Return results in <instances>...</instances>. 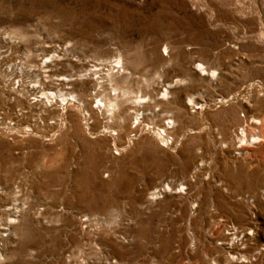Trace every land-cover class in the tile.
I'll return each instance as SVG.
<instances>
[{"label": "rangeland", "instance_id": "obj_1", "mask_svg": "<svg viewBox=\"0 0 264 264\" xmlns=\"http://www.w3.org/2000/svg\"><path fill=\"white\" fill-rule=\"evenodd\" d=\"M120 55L156 99L173 84L131 144L116 150L105 121L88 129L61 103L35 108L44 125L21 118L31 137L1 127L0 223H16L0 228V264H264V148L245 156L237 138L264 119V0H0V67L29 62L25 80L46 91L70 92L59 79ZM11 106L0 116L18 123ZM168 120L167 145L155 130Z\"/></svg>", "mask_w": 264, "mask_h": 264}, {"label": "bare ground", "instance_id": "obj_2", "mask_svg": "<svg viewBox=\"0 0 264 264\" xmlns=\"http://www.w3.org/2000/svg\"><path fill=\"white\" fill-rule=\"evenodd\" d=\"M12 38H10L9 40H13ZM183 45H184V41H177V42L169 41L168 49L170 48L172 50L178 49L180 53H183L184 50ZM57 58L60 59L61 57L57 56ZM123 58L120 55L117 59L113 61L108 60V58L107 60L105 59L99 60L100 62L99 64L93 65L89 70H85V74L80 75L79 78L77 77L78 79H74L69 76L68 78L64 77V79L62 78L59 79L61 82H66L67 84L69 83L71 84V86H73V88H71L72 91L70 92H63L62 89H58L57 91H46V89L43 87L45 86V84L43 83V80L39 79L40 78L39 75L35 77L36 80H34L33 78V80H31L30 82H27L25 79L27 78L26 73L28 71V67L30 64L29 62L27 63L24 60H21L17 64L16 63L11 65L6 64L7 67L5 69L3 68L4 66L0 67V110L3 111L2 113H0V115L1 114L8 115L13 111L14 107L11 106L13 100L16 101L17 104H19V107H21V109H17V116L18 118H20L19 121L20 123L8 121L3 116H0V130L2 127V129H4L8 134L24 133L25 136L31 137V134H35L34 133L35 131L32 127L33 125L30 126L28 124L21 123L23 120L21 118L33 119L35 118V116H38L36 120L37 121L41 120L40 124L44 125L46 119L43 116H47L49 112L47 110H42L41 113H35V108L36 109L40 107L48 108L49 104H50V108H53L55 106L54 103L56 105L61 103V106H63L64 111L68 110L69 108L75 109L79 113L83 114L85 119L88 118L87 119L88 122L92 121L93 119L94 120L92 123L93 125L92 126L88 125L87 127L88 129L93 130V128H95L96 125H98L100 122L102 123L103 121H105L104 123L105 125L103 126V131L101 132V134H103V136L109 135L113 138L114 147L116 150H119L116 144L117 142H121V141L123 142L127 139L128 143L131 144L132 139L130 135L135 131L138 132L141 130L142 132L145 128L146 125L145 122L149 118L148 117L149 113L146 115V112H148L150 108H153L152 107L153 105L154 107L155 106L159 107L161 106V104H164V102L161 100L165 101L164 98L168 96L169 89L173 87V84H167L165 86L166 88L164 87L165 88L164 93H162L163 97L162 98L160 97V99H156L155 97L156 90L154 88L155 82L152 83L153 79L151 80L146 79L144 81L145 85L142 86H140L139 83L136 84L135 81H136L137 73L134 71L135 63H132L130 61V63L126 64ZM45 59L46 61L44 60L45 62L42 64L44 67L48 68L51 66V65L49 66V64L53 63L56 60V56L54 55L51 57L49 56L48 58ZM1 65L2 63H0V66ZM32 68L33 66L31 67V69ZM196 71L201 76L210 77L211 79L217 78V76L219 75L216 69L208 68L203 63H199L196 66ZM213 73H215L216 75L213 76ZM46 77L51 78L50 76H46ZM79 79L81 81H84L81 82L83 85H85V87L82 89L76 88L78 87L77 86L78 83L76 81H79ZM157 83L159 82L157 81ZM17 85L18 87L16 88ZM88 86H90L89 89ZM40 87H42L43 89L38 91ZM33 90L35 91L37 90V93L32 92ZM8 92L15 93L16 97L13 98L12 94H9ZM33 96L35 101L32 103L31 97ZM236 99L238 98H236L235 96H233L229 100L222 98L219 99L218 104H222L225 106L226 104L228 105L230 101L232 102ZM170 104H174V103L170 102ZM26 105H28V108L25 107ZM190 106L197 107V104L194 101V97L188 98L186 103L184 104L185 115L187 114L186 113L188 109L187 107ZM176 111L178 112V110ZM58 117L60 118L62 116L59 115ZM183 117L184 116L180 118ZM61 121H63V117ZM169 121L171 123H169ZM152 123L153 122L151 121V124ZM253 123L259 126L260 132L258 131L257 133L256 131H254L255 128L252 127L250 128L249 125H247L244 129H242V132H240L241 134L237 135L240 144L239 148H241L246 153L245 156L247 155L254 156L255 151H257L256 149L264 148V119L263 120L253 119ZM171 124H174V121L168 120L163 127H157L156 128L157 130L153 129L157 131L155 133L157 137L160 138V141L162 143H166L167 145L169 144L170 141L172 144V140H173L170 131V129H172L170 128ZM134 125L135 127H133ZM106 142H108V139H106ZM163 190L164 192H168L171 190V188L169 185H165ZM1 191L2 189L0 190V197L4 193ZM13 193L15 194V192H11L10 194ZM15 201L17 202L16 197H15ZM11 210L13 211L14 207L9 208L8 210L5 211H11ZM15 210H17V213L19 212L18 208H15ZM86 217L90 221V216H86ZM8 223L10 225H8L7 227H2L3 224L0 223V228H2L1 230L8 228V230L11 231L12 228L11 226H13L16 223V219L9 217ZM1 236H3V234Z\"/></svg>", "mask_w": 264, "mask_h": 264}, {"label": "snow or ice", "instance_id": "obj_3", "mask_svg": "<svg viewBox=\"0 0 264 264\" xmlns=\"http://www.w3.org/2000/svg\"><path fill=\"white\" fill-rule=\"evenodd\" d=\"M216 74L215 73H213V76H215ZM62 79H64V77H62ZM158 111V110H157ZM169 123H171L170 121H169Z\"/></svg>", "mask_w": 264, "mask_h": 264}]
</instances>
